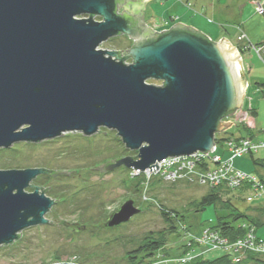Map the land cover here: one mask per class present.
Instances as JSON below:
<instances>
[{"label":"water","instance_id":"obj_1","mask_svg":"<svg viewBox=\"0 0 264 264\" xmlns=\"http://www.w3.org/2000/svg\"><path fill=\"white\" fill-rule=\"evenodd\" d=\"M147 1L0 0V149L107 129L137 155L99 165L103 172L155 170L167 157L214 151L216 134L234 125L225 120L243 108L242 53L181 22L155 31ZM119 35L134 42L125 56L100 48ZM53 171L0 169V247L49 223L56 200L32 182ZM141 211L128 200L105 226Z\"/></svg>","mask_w":264,"mask_h":264},{"label":"rangeland","instance_id":"obj_2","mask_svg":"<svg viewBox=\"0 0 264 264\" xmlns=\"http://www.w3.org/2000/svg\"><path fill=\"white\" fill-rule=\"evenodd\" d=\"M205 1L207 0H199L197 9H202L201 5ZM192 2L196 1L192 0ZM208 2L216 1L208 0ZM231 2L234 6L232 13L238 10V4L251 2L254 7L257 3H262L264 6V0H231ZM164 3L160 1L150 4L149 8L156 11L155 16L158 18L161 15L166 17L169 15L168 12L165 14L169 4L163 7ZM246 9L248 10V7ZM174 13L178 12L174 11ZM95 19L100 20L98 17ZM235 21L237 19L226 20L217 16L209 21L208 29L223 32L231 42L237 44L238 32L233 26ZM133 44L134 42L127 35H119L101 44L100 48L112 51L123 50L121 51L123 57ZM242 56L244 65L249 63L253 71L246 74L250 87L247 88L243 108L233 117L225 120L234 124L248 120V110L257 109L261 105L260 101L263 100V91L258 83H264V63L256 55L250 57L244 52ZM127 62L131 63L132 59H128ZM148 83L163 84L159 80H149ZM228 131L238 135L248 134L247 130L238 129L236 126ZM70 134L41 143H17L14 145H17V149L10 152L8 151L10 148L7 151L0 149V169L48 167L58 172H70L60 174L59 178L54 177L52 180L37 181V177L32 182V185L52 187L53 196L46 194L54 200L57 199L56 195L61 194L68 195V199L53 206L46 215L48 224L27 228L14 243L1 246L0 264H54L57 257L62 264H130L129 253L138 248L149 234L165 228V222L158 208L160 203L184 211L189 231L187 234L183 232L179 237L172 236L169 240L167 247L170 249L173 247L175 251L188 242L189 234L202 235L205 230L215 225L218 216L226 215V210L217 209L215 205H210L202 211L187 209V204L191 200L199 198L209 190L208 187L197 184L156 182L152 179L153 181L151 180L141 192L133 195L124 183L125 172L119 168L111 172L97 169L99 165L106 164L102 159L113 153L116 148L115 141L103 137L100 133L94 135L96 137L93 141L79 132ZM217 153L222 155L221 148ZM222 156L227 159L230 153H223ZM255 157L264 158V149L255 153ZM235 165L244 169H240L244 172L256 175L250 157L237 159ZM26 190L33 192L34 186ZM128 200H134L136 206L142 210L141 213L122 226L105 228L110 215L118 211ZM238 205L241 209L248 205L264 206V197L256 199L252 204L241 200ZM244 210H248L250 215L260 216L258 210L252 208ZM260 218L263 219L261 216ZM256 234L264 239V224L258 227ZM202 248L197 246L195 252L202 251ZM76 254L78 257H75ZM224 254L223 250L208 251L205 253V258L215 259ZM155 260V258L150 259L149 264H154Z\"/></svg>","mask_w":264,"mask_h":264},{"label":"built area","instance_id":"obj_3","mask_svg":"<svg viewBox=\"0 0 264 264\" xmlns=\"http://www.w3.org/2000/svg\"><path fill=\"white\" fill-rule=\"evenodd\" d=\"M256 11L257 13H264L262 3H257ZM238 32L237 41L249 44V50H253L264 63V41L262 43L252 42L240 27H238ZM223 147L230 152L227 159L217 153L219 145L216 143L213 152L199 151L191 155L167 157L153 164H157L158 169L147 168L144 171L131 169V175H144L147 179L146 186L153 178H159L167 183L185 182L208 188L221 187L232 191L245 190L247 191L245 197L248 202L263 198L264 179L237 169L234 166V161L236 158L249 156L264 149V140H257L249 136L240 139L227 138ZM146 198L147 196H145ZM243 227L246 229L245 234L236 239L223 235L219 229L213 227L205 230L199 236L189 234L188 253L177 258L158 254L154 264H188L197 256L214 250H223L235 263H242L251 256L264 258V240L257 236L249 224L244 223ZM188 231L186 230L184 234H187ZM194 246L205 249L202 248V251L196 253L193 249Z\"/></svg>","mask_w":264,"mask_h":264},{"label":"trees","instance_id":"obj_4","mask_svg":"<svg viewBox=\"0 0 264 264\" xmlns=\"http://www.w3.org/2000/svg\"><path fill=\"white\" fill-rule=\"evenodd\" d=\"M237 43H238L237 47L241 53H244L246 50L250 49L249 44L247 45L246 43L240 41H238ZM258 84L264 94V83H258ZM250 112L252 113V115L257 114V111L255 109H250ZM233 126L234 127L236 126V128L239 127L245 128L250 131V129L247 128L246 124H234ZM99 133L103 137H109L113 141H115V146H116L113 153L110 156L103 158L102 162L109 163L128 155L134 156L136 158L137 152L127 150L124 144L122 143L121 139L117 135V133H114L111 130L108 131L104 129H102ZM68 135L71 134L70 133L66 134V136ZM95 137L96 136H91L90 138L87 139L93 141ZM243 137H247V136L237 137L235 133H230L229 131H226L221 134H216V143L219 146H223L224 141L227 138L240 139ZM16 149H17V145L10 148L9 150L8 149H1V150L3 151L8 150L10 152ZM254 155L255 154L249 155L252 157L253 162L256 165H258L259 163L264 165V161L261 162L259 159L254 158ZM4 168L6 169V167ZM119 169L126 173V179H124V183L126 184L127 189L133 193V195H137L139 192L143 190L144 187H146L147 179L145 178L144 175L132 176L131 169H126L125 167H121ZM59 175L60 173L57 170H54L52 174H45L39 176L37 178V181L38 179L52 180L54 179V177L59 178L58 177ZM153 180H156V182H163L159 178H153ZM178 183L187 184L185 182H178ZM41 189L45 190L46 193H49L51 196H53L52 187H47V188L42 187ZM208 189L209 190L207 193L203 194L199 198L191 200L187 204V209L202 211L210 205H215L217 209L220 208L222 210H226L227 211L226 215L218 216L216 223L213 226V228L219 229L223 235L229 236L232 239H236L238 237H242L245 234L246 229L243 227L244 223L249 224L250 228L253 229L255 232H257L259 226L264 224V209L259 210L260 211L259 215L263 218L261 219L260 216L250 215L248 213V210H244V209H250L251 205H248L242 209L239 207L238 203L240 199L244 202L246 201L248 204H252L255 201L254 200L253 202H248L245 197L246 195H244L243 193V190L232 191L227 188H221V187L219 188L214 187ZM56 196H57L56 204L66 202L68 199L67 197L68 195L63 196L61 194ZM158 208L163 218V221L165 222V228L158 232H152L151 234H149V236L143 241V243L138 248L134 249L131 253H129L128 260L130 264H149L150 259L155 258L156 255L158 254L169 258H177L180 256H184L186 253H188L189 249L187 243L177 248L176 251L173 250V247L171 249L167 247L169 240L172 239V236L179 237L183 234V232L185 233L186 230H189V227L187 226L185 221L184 211L182 209L178 210L175 208H169L165 206L163 203H160L158 205ZM195 248L196 246H194L193 249ZM75 257H78L77 254ZM56 260L60 264H62V262H60L58 257L56 258ZM245 263L264 264V258L251 256L248 260L242 263H235L227 254H224L223 256L215 259H207L205 258V254H202L197 256L194 260H192L188 264H245Z\"/></svg>","mask_w":264,"mask_h":264},{"label":"crops","instance_id":"obj_5","mask_svg":"<svg viewBox=\"0 0 264 264\" xmlns=\"http://www.w3.org/2000/svg\"><path fill=\"white\" fill-rule=\"evenodd\" d=\"M160 1L163 3L165 2L163 4V7L169 4L168 7L165 9V14L167 12L169 14L168 17H166V15H161V17L158 18L155 16L156 11H153L149 8L152 2L158 3ZM170 1H172V3H170ZM195 1L196 2L193 3L192 0H181V1L180 0H148L146 4V8L144 10L145 22L149 27H151L152 29L158 32H162L163 30H168L176 23L181 22L185 25L192 26L195 29L201 31L202 33L207 35L211 40L219 41L223 37L229 40L230 38L223 32L213 31V30L208 29V24L210 23L209 21H211L212 18H215L217 16L219 18L224 17L226 20L237 19V21L233 23L234 29L237 32H238V27H240L241 29L245 31L248 38L252 42L259 43V42L264 41V13H257L256 7H254L251 2L249 4L248 3L238 4L239 11L237 10L235 13H232L234 6L231 0H224V1L215 0L216 2H208L207 0L203 2V4L201 5L202 9L200 8L197 9L199 0H195ZM247 7H248V10L246 9ZM235 9H236V5H235ZM174 11L178 13H174ZM232 44L234 46H238V43L234 44L232 42ZM245 52H246V55L250 57L252 55H256V53L253 50H246ZM242 59H243V56H242ZM243 67L247 75L252 73L253 71L252 66L249 63H247V65H244L243 63ZM248 87H250L249 83L247 84V88ZM260 104H261L260 107L255 109L257 111L256 115H252L249 109L247 112L249 119L242 120L246 124L247 128L250 129V131L245 128H240V127L238 129L247 130L248 134L246 136H251L257 140L258 139L264 140V94H263V100L260 101ZM242 121H241V124L243 123ZM236 136L239 137V136H245V135L236 134ZM219 148H221L222 150V155L223 153L229 152L223 146H219ZM244 157L236 158L235 161L237 159H242ZM247 157H250L252 159L251 156H247ZM254 158L259 159L261 162L264 161V158L255 157V155H254ZM235 166L239 169H242L241 167H238L237 165ZM254 171L256 172V175L264 179V165L260 163L256 165L254 163ZM243 193L244 195H246L247 191L243 190ZM250 207L253 208L252 210H258V211L264 209V206L262 205L250 206Z\"/></svg>","mask_w":264,"mask_h":264}]
</instances>
